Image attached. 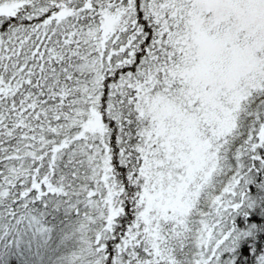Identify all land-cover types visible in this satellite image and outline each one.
<instances>
[{
    "label": "snow or ice",
    "instance_id": "6c2138e0",
    "mask_svg": "<svg viewBox=\"0 0 264 264\" xmlns=\"http://www.w3.org/2000/svg\"><path fill=\"white\" fill-rule=\"evenodd\" d=\"M0 264H264V0H0Z\"/></svg>",
    "mask_w": 264,
    "mask_h": 264
}]
</instances>
